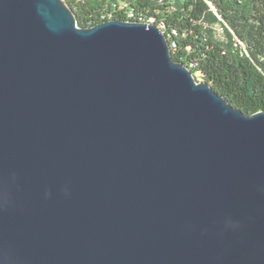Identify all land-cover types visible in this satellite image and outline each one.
I'll list each match as a JSON object with an SVG mask.
<instances>
[{"label":"water","instance_id":"1","mask_svg":"<svg viewBox=\"0 0 264 264\" xmlns=\"http://www.w3.org/2000/svg\"><path fill=\"white\" fill-rule=\"evenodd\" d=\"M0 264H264V112L159 26L0 0Z\"/></svg>","mask_w":264,"mask_h":264},{"label":"trees","instance_id":"2","mask_svg":"<svg viewBox=\"0 0 264 264\" xmlns=\"http://www.w3.org/2000/svg\"><path fill=\"white\" fill-rule=\"evenodd\" d=\"M77 25L151 23L171 58L242 113L264 112V0H64ZM219 26L222 36H217Z\"/></svg>","mask_w":264,"mask_h":264},{"label":"rangeland","instance_id":"3","mask_svg":"<svg viewBox=\"0 0 264 264\" xmlns=\"http://www.w3.org/2000/svg\"><path fill=\"white\" fill-rule=\"evenodd\" d=\"M149 24H151V23H149ZM216 32H217V36H222L223 35V31L221 30V28L219 27V26H217V28H216ZM196 80L198 81V82H201L200 81V79L196 76Z\"/></svg>","mask_w":264,"mask_h":264},{"label":"built area","instance_id":"4","mask_svg":"<svg viewBox=\"0 0 264 264\" xmlns=\"http://www.w3.org/2000/svg\"><path fill=\"white\" fill-rule=\"evenodd\" d=\"M222 30V29H221Z\"/></svg>","mask_w":264,"mask_h":264}]
</instances>
